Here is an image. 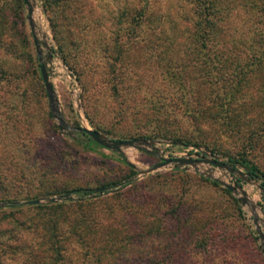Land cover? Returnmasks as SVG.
<instances>
[{"label": "rangeland", "instance_id": "1", "mask_svg": "<svg viewBox=\"0 0 264 264\" xmlns=\"http://www.w3.org/2000/svg\"><path fill=\"white\" fill-rule=\"evenodd\" d=\"M29 4L33 65L0 85V264H97L82 241L108 223L140 224L147 252L164 248L171 264H264V188L233 161L264 174V0H68L54 16ZM49 18L73 47L58 49ZM9 58L0 48L7 69ZM80 128L141 142L113 150ZM179 207L187 245L170 231Z\"/></svg>", "mask_w": 264, "mask_h": 264}, {"label": "trees", "instance_id": "2", "mask_svg": "<svg viewBox=\"0 0 264 264\" xmlns=\"http://www.w3.org/2000/svg\"><path fill=\"white\" fill-rule=\"evenodd\" d=\"M43 7L45 11L49 12L52 16L55 13V7L60 4V2H65L68 0H42ZM16 3V8H7L3 5H0V48L3 53L8 55L10 58L8 60L14 61V66H9V69L6 68V61L0 59V85H8L13 83L19 79V72H21V68H18L22 62H25L30 66L33 65L30 54L27 52L28 39L27 35L23 28V23L21 19V6L23 4L22 0H14ZM16 16V20H10L8 12H11ZM14 18V19H15ZM18 18V20H17ZM54 18H49V25L51 28V32L53 35V39L57 44L58 49L62 52L68 47H73L75 44L69 38L65 41V38L60 34V30L58 31V26L56 22L53 20ZM213 26V25H212ZM211 26V27H212ZM67 35H70L68 31ZM71 36V35H70ZM118 42L115 41L114 45L117 47ZM19 62V63H17ZM24 67V66H23ZM36 67L38 64L36 63ZM42 79L38 76V81ZM4 86H0V88H4ZM34 88L37 95L39 93V88L41 90V85L35 84V82L31 86ZM43 91V90H42ZM83 134L82 132H80ZM85 136V135H84ZM232 161V159H229ZM238 162L241 166L245 168L246 175L249 179H256L260 181V186L264 188V174L260 172L256 166L253 164L246 162L245 160H233ZM211 185L216 186L217 183L215 181L209 182ZM226 192L229 190L226 189ZM73 193L76 194L78 199H83L91 194L93 196H98L99 194H95L92 189H80L77 188L73 190ZM15 208H18V205H11ZM48 207V206H47ZM53 207L49 206L48 209L51 210ZM170 212L169 218L172 220V235L176 237L175 244H183L187 245L189 243V238L191 239L195 233L193 229V225L189 221L190 218L187 217V214L184 210L170 209L167 210V213ZM166 214V213H165ZM189 221V222H188ZM192 225V226H191ZM126 227V228H125ZM101 230L97 229L98 232H101L99 237L91 238L90 242L82 241V247L85 248L84 255L93 254L95 257L94 260L97 264H168L173 262L176 258H173L169 255H164L163 251H158L157 247L151 248V252H147L146 244L144 243V235L141 231V225H125L124 229H119V227H115L113 224H106L105 226L100 227ZM84 230L87 233L88 228L85 227ZM55 232V231H54ZM97 232V233H98ZM84 233V234H86ZM95 232H92L93 234ZM48 235V234H47ZM58 234L51 233L48 236L47 241H49V250H54V244L57 241ZM91 236H89L90 238ZM98 239V240H97ZM96 240V241H95ZM99 246H96L98 245ZM173 244L172 239L167 240L165 248L169 251V245ZM152 247V246H150ZM172 247V246H171Z\"/></svg>", "mask_w": 264, "mask_h": 264}, {"label": "water", "instance_id": "3", "mask_svg": "<svg viewBox=\"0 0 264 264\" xmlns=\"http://www.w3.org/2000/svg\"><path fill=\"white\" fill-rule=\"evenodd\" d=\"M22 1H23V4L27 7L28 20L30 21L32 8L29 4V0H22ZM30 25H31V21H30ZM33 42L35 44V47L37 48L38 45H37L36 39L34 37H33ZM39 68H40V74H41L42 82H43L44 87L46 89L48 98L51 100L52 89H51V85L48 82V77H47V74L45 72L44 66L42 64H40ZM79 131H81L84 135L88 136L96 144L101 145V146L106 147V148H109V149H113V150H117L121 146L135 147L136 144L141 142L140 140H137V139H133V140H111V139L104 138L101 134H99L95 130H88L85 128H80ZM196 162H198V161L195 159H191V158L190 159L171 158V159L164 160V163H180V164H189V165L194 164ZM203 162L208 163V164H212V165H215L218 167L224 166L223 163L215 161V160H203ZM128 165L131 167L130 164H128Z\"/></svg>", "mask_w": 264, "mask_h": 264}]
</instances>
